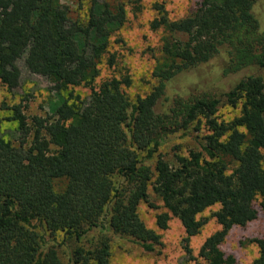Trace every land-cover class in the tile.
Wrapping results in <instances>:
<instances>
[{
	"label": "trees",
	"instance_id": "16d2710c",
	"mask_svg": "<svg viewBox=\"0 0 264 264\" xmlns=\"http://www.w3.org/2000/svg\"><path fill=\"white\" fill-rule=\"evenodd\" d=\"M167 1L152 4L148 22L161 35L154 83L132 101L122 90L127 77L96 84L99 64L113 61L112 34L128 21L125 2L90 0L79 22L61 0H0V83L19 86V61L57 83L49 112L30 124L22 100L2 104L18 144L4 138L0 118V264H63L58 246L68 249L67 264H110L111 236L153 253L172 219L194 260L191 240L207 222L200 214L215 204L220 227L198 256L236 263L221 249L227 234L257 218V198L264 213V12L255 13L264 0H196L178 19ZM140 2H128L133 13ZM76 86L88 96L63 94ZM226 106L234 114L219 120ZM190 127L205 131L199 148L169 163L158 153L163 137ZM142 205L159 207L155 228L140 218ZM250 241L258 256L249 264H264V237Z\"/></svg>",
	"mask_w": 264,
	"mask_h": 264
},
{
	"label": "rangeland",
	"instance_id": "374dc122",
	"mask_svg": "<svg viewBox=\"0 0 264 264\" xmlns=\"http://www.w3.org/2000/svg\"><path fill=\"white\" fill-rule=\"evenodd\" d=\"M129 1L134 0H122L126 3L128 21L110 38L107 57H113L112 64L108 65L106 59L102 60L99 64L100 76L96 80V84L112 76L119 79L127 77L130 85H122V90L133 101L136 96L145 95L154 83L151 70L154 56H156L160 45L161 35L159 32L151 31L148 27V22L154 16L152 4L157 0H141L139 11L134 13L133 5L128 3ZM61 3L68 7L71 20L86 21L90 0H61ZM195 6L196 0H168L166 2V8L172 19L188 15ZM263 12L264 2L257 3L255 6L256 17L261 19ZM18 65L21 70L19 86L9 91L0 83L1 129L4 138L10 140L14 145L18 144L17 132L15 131L16 123L8 120L11 112L2 104L11 106L22 100V103L27 105L24 113L30 124L33 116L44 117L49 112L50 100L54 98L52 87L57 84L56 80L52 81L49 78L29 73L22 61H19ZM208 83H210L209 80L204 82L206 86H209ZM222 89H224L223 86L215 90ZM69 91L79 94L83 99L90 92L88 87L76 86L69 87L63 94L66 96ZM233 114L234 112L226 106L219 109L217 117L219 120L229 119ZM204 134L203 129L194 131L192 127L168 133L163 137L158 153L169 163H173L176 154L186 156L188 150H197ZM51 148L55 147L52 146ZM63 186V180L55 181L57 190ZM261 200L262 198H257L254 202L258 210L257 218L243 227H233L221 245V249L226 255H232L235 258V264H249L258 256V247L250 240L264 237V213L259 205ZM150 201L157 204L153 197ZM157 205L161 206L162 204ZM158 208L149 205L139 206L138 214L148 228H155L154 217L159 212ZM218 208L219 205L215 204L200 214V217L207 219V222L203 225L200 233L191 240L194 260L182 253L180 241L183 230L179 222L172 219L168 229L160 232L161 245L156 247L153 253H143L128 239L111 236L110 264H206L198 256V250L205 238L220 227L213 217V213ZM57 251L63 264H67L68 249L58 246Z\"/></svg>",
	"mask_w": 264,
	"mask_h": 264
}]
</instances>
